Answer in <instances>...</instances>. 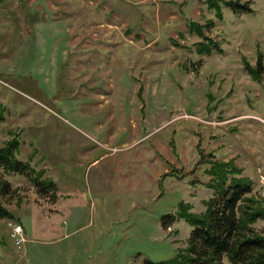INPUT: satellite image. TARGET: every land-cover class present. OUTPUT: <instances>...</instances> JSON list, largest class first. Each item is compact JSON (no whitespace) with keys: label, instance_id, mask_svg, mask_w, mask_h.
<instances>
[{"label":"rangeland","instance_id":"374dc122","mask_svg":"<svg viewBox=\"0 0 264 264\" xmlns=\"http://www.w3.org/2000/svg\"><path fill=\"white\" fill-rule=\"evenodd\" d=\"M240 2L218 18L205 0L0 1V147L17 136L26 166L0 169V264L168 260L192 227L164 217L204 210L210 160L264 197V0ZM189 20L222 50L200 53Z\"/></svg>","mask_w":264,"mask_h":264},{"label":"trees","instance_id":"16d2710c","mask_svg":"<svg viewBox=\"0 0 264 264\" xmlns=\"http://www.w3.org/2000/svg\"><path fill=\"white\" fill-rule=\"evenodd\" d=\"M2 1V0H0ZM214 9L215 15L222 18L221 3L233 11L251 12L248 2L240 0H205ZM213 21L209 23L212 25ZM194 20L187 22L188 29L195 31L203 40L198 41L200 53L221 51L218 42L206 38L203 27ZM246 69L255 80L263 71L262 59L258 57L254 66L246 64ZM4 106L0 104V124L5 117ZM18 138L13 136L0 147V169L7 173L22 172L25 165L16 157ZM207 162V161H206ZM205 173L210 176L205 183L213 190L211 196L203 200L204 210L196 213L188 202L180 200L174 214L164 217L162 225L169 227L177 219H183L192 230L186 245L177 250L168 260L150 261L145 264H222L223 258L231 264H264V232L258 231L253 224L264 219V197L253 193L252 181L242 175L233 160H210ZM40 179V173L36 175ZM44 188L54 186L53 180L38 181ZM8 183L0 182V217L8 214L2 206V197Z\"/></svg>","mask_w":264,"mask_h":264},{"label":"built area","instance_id":"2783aa9c","mask_svg":"<svg viewBox=\"0 0 264 264\" xmlns=\"http://www.w3.org/2000/svg\"><path fill=\"white\" fill-rule=\"evenodd\" d=\"M12 237L14 239L15 245L20 247L21 244L25 241L22 236V226L20 224H16L14 226V231L12 232Z\"/></svg>","mask_w":264,"mask_h":264}]
</instances>
